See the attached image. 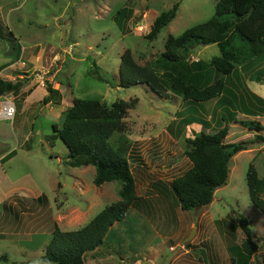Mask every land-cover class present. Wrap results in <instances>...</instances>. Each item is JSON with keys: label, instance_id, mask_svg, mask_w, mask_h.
Returning a JSON list of instances; mask_svg holds the SVG:
<instances>
[{"label": "rangeland", "instance_id": "obj_1", "mask_svg": "<svg viewBox=\"0 0 264 264\" xmlns=\"http://www.w3.org/2000/svg\"><path fill=\"white\" fill-rule=\"evenodd\" d=\"M177 2L175 19L155 40H147L145 36L154 19ZM217 2L27 0L12 14L13 20L23 18L21 24L11 26L12 31L22 37L19 47L35 43L42 48L45 43L60 53V61L46 75L48 79L22 96L31 95L29 98L15 97L21 88L15 94H3L14 102L16 114L13 120L0 119V140L21 149L8 173L20 179L22 174H28L29 181L37 184L49 199L54 214L63 210L66 202L71 204L76 194L91 202L102 200L92 212L96 214L116 203L120 190L118 182L96 187L92 166H69L67 149L53 128L61 129L64 111L73 99L95 100L106 106L117 100L137 99L124 119L126 131L114 134L110 143L117 145L121 139L130 143L128 161L139 199L130 206L125 219L112 228L103 245L84 255V264H222L226 255L220 248L223 242L212 229L216 227L213 223L227 224V232L237 235L230 239L227 233L226 238L240 243L242 232L236 221L238 216L251 221L252 239L264 235V214L250 204L245 180L248 166L252 164L264 185V141L250 145L248 150L230 160L226 185L214 192L208 206L183 212L171 190V182L190 167L185 155L186 140L201 131L215 133L224 125L220 119L226 114L220 97L204 103H188L169 90L159 96L144 84L130 88L118 86L120 56L126 49L131 51L137 64L150 65L158 74L169 71L167 66L171 65H164L160 60L166 38L177 37L207 21ZM124 8L130 11L118 17L117 25L114 18ZM6 11L5 8L3 15ZM2 22L0 33L4 35L8 32ZM8 35L12 36L10 32ZM11 41L17 43L15 39ZM5 47V42L0 41V56ZM179 54L184 58L183 65L198 60L209 63L219 56V50L216 45L195 46ZM253 62L250 67H237L238 74L225 78L229 91L236 97V102L228 107L231 114L226 117L229 127L225 143L250 141L256 133L264 137V58ZM183 65L181 62L175 67L181 70ZM94 68L105 81H98L90 74ZM32 73L30 77L16 80L26 84L40 75L38 70ZM207 74L208 83L222 78L212 70ZM51 75L53 77L49 78ZM256 76L259 81L253 79ZM204 81L202 75L200 83ZM47 84L63 94L59 92L60 100L48 97ZM224 97L230 98L229 94ZM43 98L49 101L43 103ZM190 119L193 122H189ZM250 122L259 123L262 130H250L246 126ZM261 191L264 196L263 189ZM64 219L69 221L70 214L66 213ZM17 228L16 223L0 228V255L8 253L11 257L0 264H46L39 257L51 238L50 227L35 236L29 230ZM72 229L75 228L62 230ZM190 234L192 237L186 240ZM18 247L28 250L27 259L22 260L16 251Z\"/></svg>", "mask_w": 264, "mask_h": 264}, {"label": "trees", "instance_id": "obj_2", "mask_svg": "<svg viewBox=\"0 0 264 264\" xmlns=\"http://www.w3.org/2000/svg\"><path fill=\"white\" fill-rule=\"evenodd\" d=\"M179 2L171 9L160 13L153 21L145 38L155 40L158 34L176 17ZM130 10H120L118 17ZM129 15V14H128ZM216 45L219 56L209 63L202 60L184 64L179 52H189L195 46ZM264 58V0H218L213 15L205 22L196 24L177 37L168 36L160 60L169 71L158 74L150 65H139L130 50L126 49L120 56L118 69L121 88H130L141 84L147 85L157 95L169 90L183 101L204 103L220 97V105L226 116L220 121L223 126L215 133L198 132L186 140L185 155L190 167L171 182L178 207L181 211H191L208 206L214 192L226 185L230 160L240 152L248 150L252 144L264 141L260 133L253 135L250 141L225 143L228 134L229 106L236 102V97L229 91L225 78L238 74L237 67H250L254 61ZM182 62V69L176 65ZM253 62V63H254ZM215 71L222 78L208 83V74ZM98 81H105L94 68L90 71ZM205 81L200 83L201 77ZM259 81V76L254 77ZM46 84V83H45ZM19 83L0 79V95L17 93ZM48 97H57L58 90L47 84ZM229 94L230 98H225ZM43 103L48 102L44 98ZM137 99L128 102L117 100L109 106L95 101L73 99L72 104L62 114V126L54 132L67 149L66 159L73 168L92 166L95 170L93 184L99 187L105 183L118 182L119 200L103 208L87 225L73 231H61L56 225L51 238L45 245L40 261L50 264H84V255L92 252L108 237L112 226L121 223L130 206L139 198L136 184L129 166L130 143L121 139L117 145L110 143L116 133L126 131L124 119L128 110L133 108ZM193 119V118H192ZM190 119L189 122H193ZM188 122V123H189ZM250 130L259 132V123H247ZM250 204L264 214V185L258 178L255 167L249 164L245 175ZM243 239L238 247L245 263L257 250L251 237V221L243 216L236 217ZM5 260L6 257H0ZM234 264V260H232Z\"/></svg>", "mask_w": 264, "mask_h": 264}, {"label": "crops", "instance_id": "obj_3", "mask_svg": "<svg viewBox=\"0 0 264 264\" xmlns=\"http://www.w3.org/2000/svg\"><path fill=\"white\" fill-rule=\"evenodd\" d=\"M20 1L21 0H0V22H4L7 32L12 34L10 38L13 40L15 39V42H17L16 44H13L8 33H5L4 35L0 33V41H4L5 45H7L2 56H0V79L12 83L18 82L20 84L21 89L15 96L16 98L26 95L25 93L35 85L37 87L41 86L42 82L48 79L46 78L47 73L55 67L54 65H57L58 61H60V53L56 48H53L49 44L42 43V48H40L39 44L35 43L19 47L18 42H20L22 37L21 35L14 33L11 26L15 23L21 24L23 21L22 17H16V20L12 19V14L20 10L21 4L27 2V0L22 3ZM5 8L7 11L5 12L6 14L3 15L2 12ZM64 50H67V48H64ZM35 70L39 71V77H35V79L28 81V83L25 84L24 81L16 80L17 78L23 80V77L32 76V72ZM18 73L21 75L16 76ZM50 77H53V75L49 76V78ZM30 96L31 95H27V97L22 98H29ZM51 107L52 106H50L49 109ZM20 150L21 149L18 146H12L3 140H0V228H6L7 225L16 223L18 227L17 230H29L31 233L27 231V234L30 233L34 236L43 233L42 231L46 232L49 227L48 230H51L52 233L55 225L61 231H73L84 227L103 209L102 208L96 214L92 213L102 200L91 202L84 199L83 195L76 194L75 199L71 204L66 202L64 204V209L56 211L58 214H54L49 199L42 189L40 187L38 188L37 184L34 183L33 185V181H29L28 174H22L20 179L12 177L11 174L8 173L11 170V163L17 159L19 155L18 151ZM88 167L89 166L85 168ZM66 213H69L71 216L69 221L64 219ZM213 225L216 227H212V229L217 232V236L223 242L220 248L224 251L226 256L224 263L222 264H233L232 260H234V264H264V235L253 239L257 245V250L249 257L247 263H245L241 260L242 254L238 249L243 239V235L240 243L236 241L234 242V240L232 242L230 239L232 236L237 235L236 232H227V224L225 223H213ZM116 226L117 225L114 224L112 228ZM64 228L75 229L62 230ZM112 231L113 230L111 229L110 233ZM227 233L229 234L230 239L226 238L228 237ZM97 249H95V251ZM16 251L23 257L22 260H24L28 250L24 247H18ZM0 257H6L5 260L0 259V261L4 262H7L11 258L8 253L0 255Z\"/></svg>", "mask_w": 264, "mask_h": 264}, {"label": "built area", "instance_id": "obj_4", "mask_svg": "<svg viewBox=\"0 0 264 264\" xmlns=\"http://www.w3.org/2000/svg\"><path fill=\"white\" fill-rule=\"evenodd\" d=\"M16 114V107L8 97L0 95V119L13 120Z\"/></svg>", "mask_w": 264, "mask_h": 264}, {"label": "water", "instance_id": "obj_5", "mask_svg": "<svg viewBox=\"0 0 264 264\" xmlns=\"http://www.w3.org/2000/svg\"><path fill=\"white\" fill-rule=\"evenodd\" d=\"M193 230V229H192ZM194 231V230H193ZM193 231H192V234H193ZM192 234H190V236L186 239V240H188L189 238H191L192 237Z\"/></svg>", "mask_w": 264, "mask_h": 264}]
</instances>
